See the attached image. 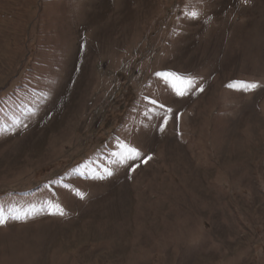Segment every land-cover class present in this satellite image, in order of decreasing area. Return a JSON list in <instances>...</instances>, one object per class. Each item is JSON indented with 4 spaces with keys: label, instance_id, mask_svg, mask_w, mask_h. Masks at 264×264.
Wrapping results in <instances>:
<instances>
[{
    "label": "rangeland",
    "instance_id": "rangeland-1",
    "mask_svg": "<svg viewBox=\"0 0 264 264\" xmlns=\"http://www.w3.org/2000/svg\"><path fill=\"white\" fill-rule=\"evenodd\" d=\"M29 206L0 264H264V0H0V209Z\"/></svg>",
    "mask_w": 264,
    "mask_h": 264
},
{
    "label": "snow or ice",
    "instance_id": "snow-or-ice-1",
    "mask_svg": "<svg viewBox=\"0 0 264 264\" xmlns=\"http://www.w3.org/2000/svg\"><path fill=\"white\" fill-rule=\"evenodd\" d=\"M243 2L247 3L248 0H243ZM201 14L202 13L196 8H191V9L186 8L185 11L183 12L185 18L189 20H197L200 18ZM211 19L212 17L209 16L207 20L204 21V23H208V21H210ZM81 47H83V45ZM153 75L156 76L157 78L162 79L165 84H169L173 88L177 96L183 97L185 95H188L189 93L195 95L197 92H202L204 90L202 84L197 86L196 83L197 77L195 76L190 75V76L181 77L174 72H159V71L154 72ZM174 80H180L184 84V87L177 88L173 83ZM236 83H239L241 85L240 90L244 92L253 91L260 86L259 83L256 81H240ZM232 86L233 85H229V87ZM144 99L149 101V103L153 106L152 108L146 110L145 112L146 116L152 113H155V115H160L159 112L155 111L156 107L164 110V112L166 113L162 118L163 122L158 125L159 130L163 132L165 130V127L169 119V116L167 114H171L172 109L167 108L163 104H159L156 99H152L147 96H145ZM178 118L179 117L177 116V119ZM117 147L118 150L114 151L112 154L114 157H116V159L113 161L114 164L125 165L129 161H137V160L140 161L141 163H147L152 158L151 155L142 156L140 151L136 147L123 141L118 140ZM138 166H139L138 164H133L129 168V171H134L135 168ZM112 175H113V170L110 168H105L104 175L99 176L98 179L103 180L106 179L107 177H111ZM77 195H79L81 199L84 198V193L79 192L78 190H77ZM49 208H50V214L52 215L63 216L65 214L64 208L59 203H50ZM35 214H36V210L34 206H29V210L24 211L23 213L17 214L15 212H12L8 216L4 215L3 210L0 209V225H3L7 219H16V220L27 219Z\"/></svg>",
    "mask_w": 264,
    "mask_h": 264
}]
</instances>
